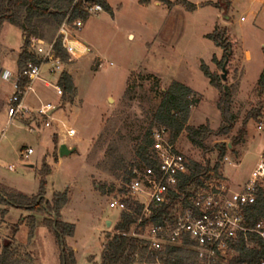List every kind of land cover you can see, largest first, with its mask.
I'll return each mask as SVG.
<instances>
[{"label":"rangeland","instance_id":"1","mask_svg":"<svg viewBox=\"0 0 264 264\" xmlns=\"http://www.w3.org/2000/svg\"><path fill=\"white\" fill-rule=\"evenodd\" d=\"M104 1L112 13L91 14L81 29L71 28L75 39L88 44L89 54L80 59L70 57L62 72L44 79L57 86L61 74L69 73L75 95L66 97L63 93L60 97L53 86L37 81L26 103L33 109L53 105L57 110L51 118L32 112L7 124L0 114V193L36 197L41 172L44 165L48 166L51 173L46 177V194H69L61 221L75 226L66 244L75 253L77 264H102L107 236L116 233L121 217V213L109 209V203L120 193L125 172L113 171L110 152L113 150L128 166H138L134 148L150 129L154 136L170 140V133L153 118L163 91L173 83L183 84L193 93L196 103L188 126L206 125L213 132L207 149L193 147L186 132L176 141L188 162L209 164L211 169L218 166L217 173L210 172L204 182H223L238 191L256 167L264 145V137L258 136L255 120L251 119L243 140L225 154L229 163L219 159L216 147L233 144L262 100L257 84L264 69V27L250 17L251 11L261 13L255 0H230L226 12L205 6L218 0H185L197 6L196 11L182 5L170 9L156 0L145 4L141 0ZM241 17L247 19L246 23H241ZM216 30L226 32L225 37L233 42V56L224 72V65L218 64L225 52L208 38ZM56 34L49 33L46 42H52ZM23 43L22 31L5 24L0 31V59L18 55ZM202 65L214 76L226 77L222 82L229 93L226 105L234 118L233 129L226 136L217 135L224 124L221 93L210 85ZM49 69L47 65L44 72ZM8 96L5 93L3 99ZM47 122L50 128L45 127ZM68 129L76 130L75 138L67 137ZM60 144L73 153L60 157ZM28 149L33 152L27 156ZM30 217L35 218L33 230ZM45 218L49 217L0 204V255L5 246H10L19 261L60 264V250L54 234L43 224ZM135 264L150 263L138 256Z\"/></svg>","mask_w":264,"mask_h":264},{"label":"trees","instance_id":"2","mask_svg":"<svg viewBox=\"0 0 264 264\" xmlns=\"http://www.w3.org/2000/svg\"><path fill=\"white\" fill-rule=\"evenodd\" d=\"M86 0H0V31L5 24L12 25L20 29L24 36V46L18 59L19 71H22L28 61L35 65L40 64L38 60L28 50V42L31 38H38L46 41L49 33L59 32L61 25L70 14V23L76 21H86L89 14L83 11ZM94 4H100L104 11L112 13L110 6L104 0H87ZM157 2L172 9L176 5H182L188 11H196L197 6L188 3L185 0L170 2L168 0H156ZM141 3H149V0H141ZM230 0H218L217 3H207L220 11H228ZM57 35V34H56ZM226 32L216 30L208 38L212 40L218 48L224 50L223 60L218 64L223 66L228 58L229 62L233 56V42L225 37ZM55 36V35H54ZM57 36L54 37L53 41ZM52 41V42H53ZM55 54L66 62L70 56L63 50L61 42L58 40L55 44ZM214 62L216 60L214 59ZM201 70L210 85L221 93L220 109L224 117V124L219 129L217 135L226 136L233 129L234 118L227 107L229 100L228 88L222 83L223 79L214 76L209 69L202 65ZM25 83L22 81V84ZM57 87H59L64 96L75 95L76 89L71 75L67 72L61 74ZM257 92L261 97L264 92V69L257 84ZM193 93L190 88L180 83H173L166 91L162 93V101L154 113V121L165 132L170 133V142L176 144V141L183 132L187 133V138L193 147L207 149L206 143L213 132L209 126H200L198 128L188 126L191 117V110L195 106ZM224 105V107H223ZM259 114V108L254 109L250 116L243 123L242 129L233 140L232 147L238 145L244 138L246 126L251 119H256ZM154 144V133L150 129L143 142L137 144L134 148L136 157L140 165L128 166L125 160L112 150L110 160L113 164V171H124L123 186L120 193H125L126 185L132 179V172L135 168L143 170L145 167H155L153 162L152 147ZM219 150V159L223 160L229 150L228 144L216 145ZM190 174L182 179L179 186V192L182 196L187 195L191 187H201L202 179L210 172L218 171L216 165L211 169L210 165H202L197 162H189ZM51 170L44 165L40 175V187L36 197L29 198L21 194H2L0 193V204L6 207L26 210L30 212L42 213L49 218H45L43 224L54 234L55 241L60 250V264H77L75 253L66 244V238L72 237L75 232V226L61 221V211L68 203L69 194L55 193L51 202L45 199L46 177ZM179 196L174 197V201ZM140 213L139 207H131L130 212L121 214L120 220L116 225V233L107 236V243L102 253V264H135L136 258L146 259L148 263L155 264L157 259L160 264H202L201 257L195 250L188 247H168L161 253L154 254L153 257L147 256V250L143 243L138 240L125 237L133 225L135 219ZM3 214L5 212L3 211ZM32 230L35 225V218L28 219ZM246 220L248 227H255L260 221H264V194L259 192L256 204L247 208ZM15 232H17L15 230ZM238 256L229 264H258L264 260V242L255 234L247 235V242L239 244L237 247ZM0 264H29L27 261H19L10 246H5L0 255Z\"/></svg>","mask_w":264,"mask_h":264},{"label":"built area","instance_id":"3","mask_svg":"<svg viewBox=\"0 0 264 264\" xmlns=\"http://www.w3.org/2000/svg\"><path fill=\"white\" fill-rule=\"evenodd\" d=\"M255 3L264 13V0H255ZM83 7V11L89 15L104 11L100 4L87 0ZM240 21L245 22L246 18L241 17ZM72 27L81 29L82 22L70 23L69 14L53 42L31 38L28 50L40 60V64L28 61L22 71L6 75L13 88L7 106L9 124L16 117L30 116L32 112L51 118L50 113L55 110L52 105L33 109L26 104V98L34 83L43 81L42 70L45 66H50L51 76L62 72L64 62L56 56L54 48L58 40L70 57L80 59L89 54V47L75 39ZM22 81L25 83L22 84ZM47 86H53L58 96L63 95L59 87L52 84ZM261 97L254 128L259 137H264V92ZM45 127L50 128L51 123L47 122ZM66 135L73 139L76 130L68 129ZM32 152L31 149L25 150L27 156ZM152 153L155 167H145L143 170L135 168L125 193H119L109 203L110 210L121 214L130 212L131 207L140 208L130 230L123 236L143 243L147 256L153 257L168 247L185 246L198 252L202 264H229L238 256L239 244L247 242L248 234H255L264 242V221L251 228L246 220L247 208L256 204L259 192L264 194V145L260 149L256 167L238 191L226 183L216 181L212 185L202 179L203 185L195 189L191 187L183 198L180 197L179 186L182 179L190 174L186 156L179 152L176 144L160 135L154 136ZM225 162L229 163L227 156L223 158ZM9 170L13 168L9 167ZM175 196L179 198L174 201ZM258 264H264V260Z\"/></svg>","mask_w":264,"mask_h":264},{"label":"crops","instance_id":"4","mask_svg":"<svg viewBox=\"0 0 264 264\" xmlns=\"http://www.w3.org/2000/svg\"><path fill=\"white\" fill-rule=\"evenodd\" d=\"M258 13H255V12L251 11L250 12V17L253 19L254 23H258L259 26L261 28H263L264 27V17L261 16L262 13H259V14ZM224 18H225V20H228V16H224ZM246 21H247V19H246ZM246 21L245 22H241V23H246ZM130 37L133 38V36H130ZM86 45L88 46V44H86ZM23 46H24V43L21 45V51L19 52V54L14 56V57H12L11 59L8 58V57L5 58L4 60L0 59V114H3L4 120L6 121L7 124H9V117H8V112H7V106H8L7 102H9V100H10V98L12 96L10 94H13V92L11 93L12 84H11L10 81H8L6 79V75L9 74V73L14 75V74H16L19 71L18 59H19L20 54L22 53ZM263 47H264V45H263ZM89 49H90V47H89ZM248 53L249 52H246V54H248ZM44 68L42 70V79H43V82L45 83V86H47V84H52V83H50V82H48V81H46L44 79L51 78L52 76L49 74V71L44 72ZM57 82H58V80H57ZM5 93H7L9 96L4 100L3 97H4ZM48 104H46V105H48ZM55 110H57V108ZM54 111H52L50 113V115L53 114ZM30 131H32V129H30ZM60 146H62V144H60ZM60 146H59V148H60ZM258 155H259V153H258ZM46 198H47V200L49 202H51L52 199H53V196L49 197L48 194H46ZM64 209H65V207L61 211V216H62V212H63ZM66 223H68V222H66Z\"/></svg>","mask_w":264,"mask_h":264},{"label":"water","instance_id":"5","mask_svg":"<svg viewBox=\"0 0 264 264\" xmlns=\"http://www.w3.org/2000/svg\"><path fill=\"white\" fill-rule=\"evenodd\" d=\"M228 62H229V60L227 58V60H226V62L224 64V67H223V72L225 71V68H226ZM222 79H223V81L226 80L225 75H223ZM232 148H233L232 145L229 144V149L231 150ZM72 153H73V150H69L66 145L60 146V149H59V155H60V157H65V156H68V155H70ZM107 223L108 224H111V222H107Z\"/></svg>","mask_w":264,"mask_h":264}]
</instances>
